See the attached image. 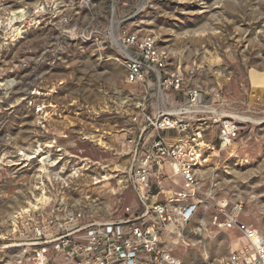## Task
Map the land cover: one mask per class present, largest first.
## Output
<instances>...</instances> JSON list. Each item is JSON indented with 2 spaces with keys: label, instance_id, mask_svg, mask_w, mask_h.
<instances>
[{
  "label": "rangeland",
  "instance_id": "obj_1",
  "mask_svg": "<svg viewBox=\"0 0 264 264\" xmlns=\"http://www.w3.org/2000/svg\"><path fill=\"white\" fill-rule=\"evenodd\" d=\"M129 35L152 37L165 57L160 80L129 83L113 41L138 57ZM253 74L264 76V0H0V264H12L27 210H82L99 223L135 208L128 171L140 131L173 110L204 127L203 177L217 180L216 198L264 232V102ZM241 116L251 119L217 156L214 119ZM214 231L174 256L222 264L240 236ZM162 241L175 247L167 233Z\"/></svg>",
  "mask_w": 264,
  "mask_h": 264
},
{
  "label": "built area",
  "instance_id": "obj_2",
  "mask_svg": "<svg viewBox=\"0 0 264 264\" xmlns=\"http://www.w3.org/2000/svg\"><path fill=\"white\" fill-rule=\"evenodd\" d=\"M126 43L139 52L138 57L131 50L124 53L129 83L139 84L150 73L160 80L157 68L164 66L165 57L152 37L139 40L129 35ZM186 114L182 109L158 118L147 116L128 171L135 208L127 207L119 220L99 223L82 210L18 214L21 241L12 245L16 250L12 264H181L175 249H187L220 229L240 236L222 264H264V232L240 221V205L230 207L227 200L216 198L215 178L204 180L207 150L200 146L204 127L194 126ZM214 122L218 156L238 138L241 120L226 117ZM164 233L175 240V247L163 245Z\"/></svg>",
  "mask_w": 264,
  "mask_h": 264
},
{
  "label": "bare ground",
  "instance_id": "obj_3",
  "mask_svg": "<svg viewBox=\"0 0 264 264\" xmlns=\"http://www.w3.org/2000/svg\"><path fill=\"white\" fill-rule=\"evenodd\" d=\"M15 15V14H14ZM22 15V14H21ZM16 31V30H15ZM113 41L115 42L116 45H118V47L120 48V50L123 52V53H127L125 52L119 45L117 39L113 38ZM252 79H253V90H254V93L256 94L254 99L255 98H259V100H262L264 102V76H256L255 74L252 75ZM238 119L246 122L245 120H247V122H249V120L251 118L249 117H237ZM99 144L103 145L102 142H99ZM201 147H207L206 144L203 142L201 143L200 145ZM214 154L217 155V152H214ZM110 177H108L107 175L105 177H103V180L102 181H107L109 180ZM101 182V181H100ZM43 201V200H42Z\"/></svg>",
  "mask_w": 264,
  "mask_h": 264
},
{
  "label": "crops",
  "instance_id": "obj_4",
  "mask_svg": "<svg viewBox=\"0 0 264 264\" xmlns=\"http://www.w3.org/2000/svg\"><path fill=\"white\" fill-rule=\"evenodd\" d=\"M175 190H177V188L175 187V188H173V191H175Z\"/></svg>",
  "mask_w": 264,
  "mask_h": 264
}]
</instances>
